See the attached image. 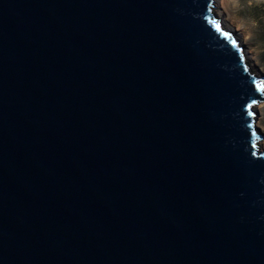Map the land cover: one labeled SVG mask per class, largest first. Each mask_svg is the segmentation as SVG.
Segmentation results:
<instances>
[{"label":"water","instance_id":"water-1","mask_svg":"<svg viewBox=\"0 0 264 264\" xmlns=\"http://www.w3.org/2000/svg\"><path fill=\"white\" fill-rule=\"evenodd\" d=\"M216 9L0 0V264H264V76Z\"/></svg>","mask_w":264,"mask_h":264},{"label":"rangeland","instance_id":"rangeland-1","mask_svg":"<svg viewBox=\"0 0 264 264\" xmlns=\"http://www.w3.org/2000/svg\"><path fill=\"white\" fill-rule=\"evenodd\" d=\"M221 27L232 30L244 47L252 73L264 76V0H215ZM232 26V27H230ZM239 29V35L236 30ZM264 84V82H263ZM264 93V91H263ZM257 126L264 136V101L257 106ZM264 149V140L260 141Z\"/></svg>","mask_w":264,"mask_h":264},{"label":"bare ground","instance_id":"bare-ground-1","mask_svg":"<svg viewBox=\"0 0 264 264\" xmlns=\"http://www.w3.org/2000/svg\"><path fill=\"white\" fill-rule=\"evenodd\" d=\"M218 18H220V16H218ZM230 27H232V26H230ZM232 28H233V27H232ZM238 31H239V29L236 30V33L239 35V32H238ZM248 61H249V60H247V63H248ZM257 127H258V126H257ZM258 128H259V127H258ZM262 150H264V149H262Z\"/></svg>","mask_w":264,"mask_h":264},{"label":"snow or ice","instance_id":"snow-or-ice-1","mask_svg":"<svg viewBox=\"0 0 264 264\" xmlns=\"http://www.w3.org/2000/svg\"><path fill=\"white\" fill-rule=\"evenodd\" d=\"M217 27H219V25H217Z\"/></svg>","mask_w":264,"mask_h":264}]
</instances>
